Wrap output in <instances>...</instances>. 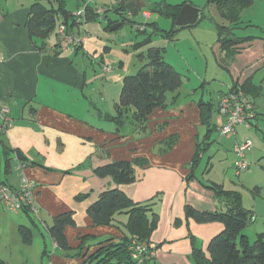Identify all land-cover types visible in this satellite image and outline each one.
<instances>
[{
  "label": "crops",
  "instance_id": "obj_1",
  "mask_svg": "<svg viewBox=\"0 0 264 264\" xmlns=\"http://www.w3.org/2000/svg\"><path fill=\"white\" fill-rule=\"evenodd\" d=\"M85 1L91 7L102 8L115 7L120 1L132 2L139 7L136 15L146 13L147 18L143 17L147 21L153 14L158 15L151 12L155 5L190 4L201 9L198 23L203 19L202 0ZM33 3L34 0H0V103L8 109L11 120L1 140L9 154L5 157L0 147V183L14 189H19L22 179L36 184L34 212H9L0 204V260L5 264L12 260L18 264H84L100 242L123 237L114 226H94L86 214L102 193L118 189L134 203L156 196L160 200L155 208L158 223L149 239L156 249L142 264H193L192 242L206 254L209 241L223 229L218 222L196 223L185 216L186 208L196 212L225 211V204L210 189L211 184L224 189L223 185L204 179L209 172L207 167L200 176L196 175L202 154L212 145V134L221 123L217 111L213 121V111L211 124L216 127L206 137L207 126L202 122L199 104L212 101L204 100L203 95L197 98V92L183 90L182 85L175 104L150 113L144 132L134 131L131 125L116 132L115 125L102 115H114L124 78L130 75L135 61L139 66L145 63L137 55L145 54L149 48L162 49L164 60L174 68L166 60L167 47L173 41L156 35L148 45L138 48L137 44L145 40L138 31L135 40L111 39L107 26L118 17L108 12L103 18L74 27L73 33L83 35L81 47L61 52L54 50V38L44 42L30 38L28 14ZM208 6L209 22L227 26L216 8ZM80 8L76 5L72 13ZM109 13H113L112 18ZM125 14L132 16L126 9ZM103 20L107 21L105 27L100 24ZM147 23L166 31L154 19L141 24ZM170 23L169 30L173 28L174 35L181 29L192 28H177L174 22ZM238 48L228 67L222 65L230 73L231 85L218 94V100L235 85L239 88L248 80L260 86L253 79L262 66L264 44L254 38ZM214 52L219 59L222 57L217 39ZM102 65L112 69L107 76ZM206 75L205 71L203 81ZM248 97L255 107L253 98ZM255 111L258 123L256 107ZM236 134L235 131V137ZM170 138L173 143L166 150L165 143ZM198 146L199 160L191 167ZM7 158L9 169L5 173ZM118 161L143 163L133 165V183L118 185L111 177L99 178L94 174L95 169ZM65 213H71L74 221L73 226L64 229L68 251L58 248L48 232L52 220ZM126 219L119 216L117 221L123 226ZM20 226L31 231L29 245L20 238Z\"/></svg>",
  "mask_w": 264,
  "mask_h": 264
},
{
  "label": "trees",
  "instance_id": "obj_2",
  "mask_svg": "<svg viewBox=\"0 0 264 264\" xmlns=\"http://www.w3.org/2000/svg\"><path fill=\"white\" fill-rule=\"evenodd\" d=\"M76 3L79 8L85 6L87 23L100 17L95 12V7L86 4L85 0H76ZM253 3L254 0H206V6L213 5L220 18L228 23L227 26L214 23L219 53L222 54L220 63L225 67H228L232 57L238 52L239 45L254 39L253 37H238L234 32L245 24L240 20L241 12ZM124 4L125 1H120L115 7H103V17L108 12H113L118 17V20L109 22L107 29L112 24L119 22L122 25L127 21ZM183 5L158 4L151 8V12L169 19L173 24ZM28 16L30 38H36L42 42L51 38L57 41L59 25H64L68 33L72 32L75 27V19L72 11L66 8V0H34L29 8ZM144 27L145 29L140 34L145 36V40L137 44L138 48L148 45L156 35L173 41L175 33L173 28L169 31H160L150 23L144 24ZM55 48L58 49L57 44L54 45V50ZM137 56L145 63L136 74L124 78L114 115H102V118L115 125L116 132H120L126 125H131L134 131L144 132L150 113L156 108L165 109L175 104L179 90L183 85V76L164 60L162 49L149 48L145 54ZM236 89L242 90L252 98H256L260 92V87L254 86L250 80L239 88L235 85L231 90ZM199 107L202 122L207 126L206 137H209L216 127L211 124L213 105L210 102H200ZM3 135L0 133V147L4 156L7 157L9 152L1 142ZM172 143L173 138H170L165 143L166 150L171 147ZM200 151L201 148L198 146L191 167L198 163ZM8 162L7 158L4 167L5 173L9 169ZM140 163L143 164L141 161L113 162L95 169L94 174L99 178L111 177L118 185H127L135 181L133 165ZM0 185L6 184L0 183ZM210 189L225 204V211L196 212L191 208H186L185 216L196 223L218 222L222 224L223 229L209 241L206 254L192 242L190 255L192 263L264 264V233L257 234L253 244H250L242 234L249 224L251 213L241 206L238 192L224 190L217 184H211ZM159 201V197L156 196L146 202L134 203L118 189L102 193L98 200L87 208L86 214L94 226H114L122 231L123 237L120 240L106 239L100 242L98 249L85 260L84 264H136L130 258L128 247L133 240L149 242L158 223V214L155 208ZM119 216L127 218L123 226L119 225L117 221ZM73 225L71 213L59 215L52 220L48 232L61 250L68 251L69 249L64 229ZM18 233L23 244L31 243L32 234L28 228L20 226ZM0 264L5 263L0 260Z\"/></svg>",
  "mask_w": 264,
  "mask_h": 264
},
{
  "label": "rangeland",
  "instance_id": "obj_3",
  "mask_svg": "<svg viewBox=\"0 0 264 264\" xmlns=\"http://www.w3.org/2000/svg\"><path fill=\"white\" fill-rule=\"evenodd\" d=\"M202 1L205 5L201 7H204L203 19L192 28L177 31L174 35L175 39L167 47L166 60L172 63L174 69L183 76V90H192V92H197V98L203 95L204 100L212 101L213 121H215L218 94L227 90L231 85V76L227 69L221 65L219 55L217 56L214 52L217 39L216 30L214 24L209 22L211 17L209 6H206L205 0ZM76 5V0H66L67 10H74ZM112 14L109 13L110 18L113 17ZM240 18L245 24L234 31L235 35L238 37H253L261 40L263 45L264 0H254L250 7L241 12ZM126 19L127 21L118 29L107 30L106 33L111 39L135 40L137 32L133 28L134 24L151 22L153 19L157 21L159 27L163 30L167 31L171 26L168 19L155 14H153L150 21L144 19L142 12ZM100 24L105 27L107 21H100ZM137 62H134L136 65L129 71L130 75L136 74L138 68L143 66H139ZM261 63L262 66L254 74L253 79L256 85H260L259 95L253 98L259 114L257 125L250 130H246L243 126L236 127L237 134L236 137H231L232 139L214 132L210 139L212 145L204 151L203 158L199 161L196 169V175L200 176L207 167L206 169L209 172L207 176L204 175L206 176L204 177L205 180L221 183L225 190L238 192L241 198V206L251 213L249 224L242 232L250 244L254 243L257 234L264 233V219L262 218L264 217V58ZM93 69L100 73L97 65H93ZM205 71L207 72V78L204 82ZM245 140H249L252 144L251 149L246 151L244 156L245 162L248 164V170L236 175L233 164L237 158L233 153V146ZM255 217L257 218L255 219ZM10 263L18 264L13 260ZM24 263L33 264L32 261ZM34 264H41V262H34ZM43 264H45V261Z\"/></svg>",
  "mask_w": 264,
  "mask_h": 264
},
{
  "label": "built area",
  "instance_id": "obj_4",
  "mask_svg": "<svg viewBox=\"0 0 264 264\" xmlns=\"http://www.w3.org/2000/svg\"><path fill=\"white\" fill-rule=\"evenodd\" d=\"M95 12L103 18L104 9L95 7ZM143 16L147 18V14ZM75 27L78 28L86 22L85 6L73 13ZM135 31L141 32L145 29L144 24H134ZM83 35L68 33L64 25H59L57 29L58 50L66 52L81 47ZM101 70L104 75L111 72L109 65H102ZM217 114L221 119L216 127L220 136H234L235 129L243 126L250 130L257 125V114L253 101L240 89L229 90L219 97L217 104ZM8 109L0 103V133L4 134L10 125ZM251 142L245 140L233 146V153L236 155V161L233 164V170L236 175L248 170V164L245 162V152L251 149ZM36 184L32 181L22 179L19 189H14L8 185H0V204L9 212H19L23 210L35 211L34 196ZM156 246L151 242H141L133 240L128 247L129 255L136 264H142L147 258H150Z\"/></svg>",
  "mask_w": 264,
  "mask_h": 264
},
{
  "label": "water",
  "instance_id": "obj_5",
  "mask_svg": "<svg viewBox=\"0 0 264 264\" xmlns=\"http://www.w3.org/2000/svg\"><path fill=\"white\" fill-rule=\"evenodd\" d=\"M133 7V9H132ZM125 9L127 10V12L130 15H136V13L139 11V7L136 6V4L132 3V2H127L125 3ZM200 15H201V9L196 8L191 6L190 4H185L184 6H182V8L180 9L175 21H174V26L177 28H186V27H193L195 26L199 19H200ZM120 23H115L112 24L109 27V31H113L116 30L120 27ZM253 221V220H251Z\"/></svg>",
  "mask_w": 264,
  "mask_h": 264
}]
</instances>
